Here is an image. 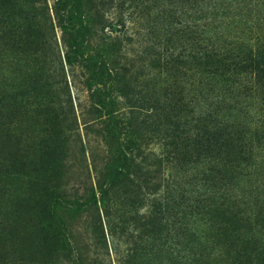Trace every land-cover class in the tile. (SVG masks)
Wrapping results in <instances>:
<instances>
[{
    "label": "rangeland",
    "instance_id": "rangeland-1",
    "mask_svg": "<svg viewBox=\"0 0 264 264\" xmlns=\"http://www.w3.org/2000/svg\"><path fill=\"white\" fill-rule=\"evenodd\" d=\"M52 2L47 0L44 5L29 8L26 18V25L31 27L30 32L34 35L32 47L44 44L47 54L23 51L18 54L17 61L14 56L9 58L3 53L9 62L1 61L0 80L6 82L22 113L21 128L24 127L22 133L25 134L20 145L21 171L16 176L20 186L24 182L29 198H34L39 186L62 182L67 187L66 198L81 204L78 198L83 189L90 182L94 183L104 165L106 152L102 138L94 132L87 135L79 122V129L61 130L56 135V145H51V140H43L39 145L38 138L45 134L30 135L39 130L32 125L27 131L25 123L28 121L23 116L26 114L35 120L34 115L40 113L38 123L49 125L50 120L59 114L64 120L69 118V112L70 116H77L74 96L78 93L70 84L62 60L60 31L52 16ZM125 2V8L130 3L129 13L122 11L112 22L113 30L128 32L124 52L120 56L98 60L118 67L113 73L108 71L111 76L121 73L124 62L131 61L135 88L134 96L128 99H132L135 108L130 131L139 139L142 148L146 146L145 154H154L163 160L164 187L156 196L145 195L134 208L129 202L132 195L108 194L111 218L100 217L102 229L91 219V211L87 209L75 215L71 221V233L80 239L78 245L84 248L91 264H116L112 242L113 237L119 236L110 237L108 221L116 224L114 219L119 217L124 223L119 224L120 227L135 230L129 218L158 210L160 203L167 200L172 202L169 214H172L173 229L181 228V232L186 233V247L190 241L189 247L205 251L206 263L232 264V252L247 243L248 249L261 253L264 249V0ZM158 42L161 48L168 43L164 50L178 58L173 67H159L155 52L162 51L157 50L155 44ZM205 47L226 57L234 53L238 58L233 57V60L225 61L223 67H218L214 61L199 59L200 51ZM91 57L96 59L94 53ZM162 59L161 55L160 61ZM173 83L188 104L184 113L177 117L178 130L171 123L175 121L172 116L177 114V108L166 117L161 114L165 99L172 98L165 91ZM104 86H96L94 91L106 95ZM79 89L88 96L84 85H79ZM80 98L84 99L83 96ZM111 101L113 110L121 111L122 107L128 106V100L118 94L107 95L105 102ZM91 105L93 102L89 99L86 108ZM209 112L216 115L213 122H218L227 135L221 136L226 147L222 150L225 151L223 155L217 158H208L202 144L193 141V132L197 134L201 127V123L196 122ZM104 114L102 111L101 115ZM39 127L45 128L44 125ZM18 133H0V264H41V256L39 258L37 254L38 260L30 262L31 252L24 248L21 233L24 223L22 209L14 207L16 200L22 199L21 194L16 198L13 194L14 175L9 168V165H17L10 160L13 158V143L21 138V132ZM121 138L124 139L120 140L121 143L128 141L126 134ZM227 154L229 156L224 158ZM149 167L152 169V165ZM117 173L132 176L127 170L112 168L111 174ZM103 198L102 191L95 190L90 203L93 205L94 199L96 207L101 209ZM233 204L242 218L238 227L225 212L231 211ZM52 225L48 250L59 248L61 235L66 236L61 230V219H55ZM235 227L240 228L236 240L232 231ZM137 229L140 240L134 247L135 258L132 257L128 264H167L165 257L168 253L165 257L163 254L168 252L169 241L165 236L158 241L149 232V226ZM124 249L120 247V250ZM246 261L244 264H264V255L254 253ZM49 264L79 262L75 250L68 248L59 249Z\"/></svg>",
    "mask_w": 264,
    "mask_h": 264
},
{
    "label": "trees",
    "instance_id": "trees-1",
    "mask_svg": "<svg viewBox=\"0 0 264 264\" xmlns=\"http://www.w3.org/2000/svg\"><path fill=\"white\" fill-rule=\"evenodd\" d=\"M128 2H131V0H128ZM44 3L46 4L47 0H43V2L42 0L41 2L40 0H0V64L1 61L9 62L7 55L3 53H7L9 58L11 55L14 56L17 61H19V58H17L18 54H22L23 51L31 53L38 51L44 55L47 54L46 45L44 44L32 47L34 35L30 32L31 27L26 25L29 8L37 4L44 5ZM125 5V0H53L51 10L55 24L60 31L59 44L62 60L70 77V84L78 93L77 96H74L77 116L72 117L69 112L67 113L69 118L64 120L59 114L58 117H53L50 120L49 125L47 123H38L37 117L40 113L34 115L36 117L35 120L23 114L28 121L25 123L27 131L31 129L30 126L32 125L37 126L36 128L39 130L37 132L33 131L30 135L36 133L45 134L41 136L42 138H38L40 141L39 145H41L43 140H51V145H56V135L61 130L74 131L76 127L79 129L80 124L83 132L87 135L94 132L102 138L106 152V156L103 158L104 165L98 171L94 183L90 182L83 189L81 197L78 198L81 204L78 202L75 204L74 201H69L66 198L67 187L62 182L39 186L37 195L34 198H29V190L24 182L20 186L19 178L16 176L21 171L19 163L21 161L20 152L22 148L20 145H22V137L25 134L22 133L24 127L21 128L22 113L17 101L13 100L14 94L10 92L6 82L0 80V133L6 131L8 135H12L17 131L21 132V138L15 139V143H13L15 144L12 152L13 158L10 160L13 163L16 162L17 165H9V168L14 175L13 194L15 198L19 194L22 196V199L16 200L14 207H17V210L22 209L21 213L24 223L21 233L24 248L28 253L31 252L30 262H36L40 255L41 264L52 263L53 257L57 255L59 249L71 248L75 250L79 264H91L92 262H90L86 252L83 251L84 248L78 245L80 244V239L71 233V221L74 220L75 215L89 209L91 211V219L102 229L100 217L104 219L111 218L112 207L107 204L108 194L116 192L126 196L132 195L133 198L129 199V202L131 207L134 208L140 204L145 195L156 196L164 187L161 172L163 160L157 155L145 154L146 146L144 145V148H142L138 141L139 139L135 138L130 131L134 114L133 109L135 108L132 99H128L134 96L135 88L131 61L128 63L124 62L123 67H120L122 69L121 73H116L114 76L112 74L111 76L108 71L113 73L118 67L107 65L106 62L98 60L99 58L106 59L109 56L111 58L115 55L120 56L124 52L123 45L128 42V32L113 30L112 22L119 18L122 11L123 13H129L130 3H128L127 8H125ZM167 44L165 43L162 48L160 42L155 44L157 50L162 51L161 53L159 51L155 52L159 67L169 66L171 68L178 61V58H173V53L170 54L168 50H164V46ZM215 51L214 49H208V47L202 48L199 59L210 61V63L214 61L218 67H223L225 61L233 60V57L238 58V56L233 55L234 53H231L230 57H226ZM91 53H94L96 59L91 57ZM165 53L167 54L165 55ZM161 55L163 56L162 61H160ZM2 56L6 57V59ZM115 66L117 65L115 64ZM78 73L79 75L81 74V78L78 77ZM79 85L86 87L88 96H84L81 93ZM96 86H104L106 95H100L99 91L95 92ZM175 86L176 83H173L169 86L171 88L165 91V93L172 95V98L165 99L161 114L164 116L166 114L170 115L172 112L177 111V108V114L172 116L175 121L171 123L178 130L177 117L184 113V108L188 107V104ZM114 94H118L121 98L128 100V106L122 107L121 111L113 110L111 107L114 106V103L112 101L106 103L105 99H107V95L113 96ZM80 96H83L84 99L80 100ZM89 99L92 100L93 105L86 108ZM102 111L105 112L103 116L101 115ZM128 115H131V117ZM214 116H216L214 113L209 112L201 117L196 122V124L201 123L199 132L197 134L193 132L194 143L202 144V149L208 155V158L220 157L225 152L222 150L226 147L221 136L225 137L227 135L218 122H213ZM101 117H103V120ZM188 124L185 123L184 125ZM6 125L8 127H5ZM42 125L45 126L44 129L39 127ZM220 131H222V134ZM125 134L128 136V141L121 143L120 140L124 141L121 136ZM228 156L229 154L224 158ZM116 163L121 165H113ZM141 165L145 168H142ZM149 165H152V169ZM114 167L123 171L127 170L132 176L121 173L112 175L111 171ZM135 179L137 182H134ZM95 190L102 191L104 197L101 209L96 207L94 199L93 205L92 202L90 203L92 196L95 195ZM171 203V201L168 202L166 200L160 203L161 208L158 210L153 209L152 212L139 217L129 218L134 228H136L135 230H129L128 226L120 227L124 223L119 217L114 219L116 224L113 221H108L107 232H110V237L119 236L113 237L114 242H112V254L116 264L130 263L135 244L140 240L137 235V231H139L137 228L147 226H149V232L156 237V240L158 238V241H160L164 235L165 239H167L166 241H169L168 252L166 251L163 254L165 257L168 253V257H165L168 260L167 264H209L205 262L207 255L204 250L189 247L190 241L186 247V233L181 232V228L173 229L174 224L170 222L172 214H169L170 208H172ZM234 207L235 205L233 204L232 212L230 210L225 212L229 217L233 218L234 223L238 227L240 226L239 222H242V218L239 217L240 212L235 211ZM55 219H61L63 228L61 230L66 236L61 235L59 248L48 250L51 247L48 245V241H51L49 235L53 230L52 224ZM237 227L232 229L234 240L240 235V228ZM95 229H98V226ZM171 231L172 233H170ZM166 241L160 246L159 253ZM171 245L173 248H171ZM121 246L125 248L123 251L120 250ZM185 248L187 249L186 253ZM248 248V243L241 248L237 247L232 252L233 262L244 264L254 253L257 256L261 253L264 255V249L261 250V253H256V251ZM255 259L258 260V257ZM233 262L232 264H234ZM219 264H222L221 261Z\"/></svg>",
    "mask_w": 264,
    "mask_h": 264
}]
</instances>
